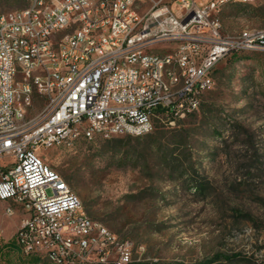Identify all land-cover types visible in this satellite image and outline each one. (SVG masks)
<instances>
[{
    "label": "built area",
    "instance_id": "built-area-1",
    "mask_svg": "<svg viewBox=\"0 0 264 264\" xmlns=\"http://www.w3.org/2000/svg\"><path fill=\"white\" fill-rule=\"evenodd\" d=\"M230 1L242 0H104V7L97 0H40L39 7L0 15V202L18 200L24 219L16 239L28 248L25 257L51 264L143 263V245L90 218L73 199L45 161V144L54 149L59 137L77 133L90 141L105 125L122 138L137 137L139 126L152 132L156 119L175 126L199 111L223 59L264 49V34L217 27V7ZM136 49L143 58L120 63L124 51ZM15 58H22V70H15ZM32 58L42 60V69L32 67ZM155 63L173 80L187 77L186 88L173 94L155 76ZM41 70H48V82H41ZM26 77H37L46 93L40 116L47 123L30 130H23L33 103ZM19 95H27L26 106H17ZM110 101L124 102V109L110 108Z\"/></svg>",
    "mask_w": 264,
    "mask_h": 264
},
{
    "label": "rangeland",
    "instance_id": "rangeland-1",
    "mask_svg": "<svg viewBox=\"0 0 264 264\" xmlns=\"http://www.w3.org/2000/svg\"><path fill=\"white\" fill-rule=\"evenodd\" d=\"M27 5L0 0V15ZM220 17L228 34L264 29V2L227 5ZM234 54L219 63L200 110L175 126L161 118L142 137L45 151L90 218L145 247L141 264H203L217 255L232 261L211 264H264V52ZM23 219L0 202V249ZM20 260L0 252V264Z\"/></svg>",
    "mask_w": 264,
    "mask_h": 264
},
{
    "label": "bare ground",
    "instance_id": "bare-ground-1",
    "mask_svg": "<svg viewBox=\"0 0 264 264\" xmlns=\"http://www.w3.org/2000/svg\"><path fill=\"white\" fill-rule=\"evenodd\" d=\"M258 3L257 0H242V1H230L228 5H253ZM40 0H28V5L24 9H31V7H39ZM227 5H222V7H217V27L223 29V22L220 17L221 10ZM97 7H104V0H97ZM82 33H89V26H82ZM33 34H40V27H33ZM239 35H259L264 34V29L260 30H251L245 29L238 33ZM53 47H60V40H53ZM248 51H262L264 49H242L240 53ZM143 58V49L129 50L124 51L120 56V63H129L131 59H141ZM32 67L35 69H42V60L40 58H32ZM23 60L22 58H15V70H22ZM155 76L159 80H162L165 87H173V94H180V90H184L187 86V77H180L177 80H173L169 70L163 69L162 63H155ZM41 82H48V70H41ZM26 88L27 95H29L30 100H33L32 107H27L26 115H24L23 121V130H30V127L33 126H42V123H47V116H40L42 111L45 110L46 104V93L40 91L38 86L37 77H26ZM27 95H19L17 97V106H26ZM35 105H40L39 115L37 117L31 118L29 116V111L33 109ZM110 108L114 109H124V102L122 101H110ZM149 126H139L136 129V136L142 137L149 134ZM122 137L117 135V128H114L113 125H105L100 129L99 133H96V136H93L90 141L102 139V140H111L114 138ZM84 139L87 140V134L77 133L73 136H61L59 137V143H56L54 147L57 146H72L76 141ZM52 148V144H45V151ZM69 194L72 195L73 199L80 200L79 197L72 192L68 185ZM5 203L13 204L19 208L18 200L13 198H6ZM11 211L10 209H8ZM18 236V233H17ZM16 236V238H17ZM20 245L19 241H17ZM22 252L25 256H28V248L24 245H20Z\"/></svg>",
    "mask_w": 264,
    "mask_h": 264
},
{
    "label": "trees",
    "instance_id": "trees-1",
    "mask_svg": "<svg viewBox=\"0 0 264 264\" xmlns=\"http://www.w3.org/2000/svg\"><path fill=\"white\" fill-rule=\"evenodd\" d=\"M234 55L236 56V54H234ZM116 139H118V138L111 139L112 141H110V142H114V141H116ZM4 251L6 252V255L14 254V253H17L18 255H20L23 258V261L20 260L21 262H23V264H51V263H49L47 261H43L39 257H34V256L33 257H25V255L23 254L22 249H21L20 245L18 244L16 238L14 240L4 244L1 247V249H0L1 254ZM236 259H238V257ZM219 260L232 261V258L227 257V256H223V255H217L210 262L203 263V264H211V263L219 261Z\"/></svg>",
    "mask_w": 264,
    "mask_h": 264
},
{
    "label": "crops",
    "instance_id": "crops-1",
    "mask_svg": "<svg viewBox=\"0 0 264 264\" xmlns=\"http://www.w3.org/2000/svg\"><path fill=\"white\" fill-rule=\"evenodd\" d=\"M4 203V202H3ZM7 204V203H6Z\"/></svg>",
    "mask_w": 264,
    "mask_h": 264
}]
</instances>
